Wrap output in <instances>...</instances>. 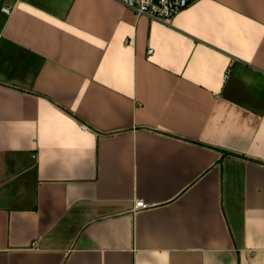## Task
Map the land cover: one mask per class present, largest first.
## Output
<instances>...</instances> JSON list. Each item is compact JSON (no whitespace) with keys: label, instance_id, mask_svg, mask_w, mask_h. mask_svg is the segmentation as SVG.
Returning <instances> with one entry per match:
<instances>
[{"label":"crops","instance_id":"1","mask_svg":"<svg viewBox=\"0 0 264 264\" xmlns=\"http://www.w3.org/2000/svg\"><path fill=\"white\" fill-rule=\"evenodd\" d=\"M0 264H264V0H0Z\"/></svg>","mask_w":264,"mask_h":264},{"label":"built area","instance_id":"2","mask_svg":"<svg viewBox=\"0 0 264 264\" xmlns=\"http://www.w3.org/2000/svg\"><path fill=\"white\" fill-rule=\"evenodd\" d=\"M126 6L132 8L137 14L145 15L153 20H158L166 24H172L174 17L183 8L188 6L195 0H121ZM2 10L6 13H11V7L3 5ZM153 48H149L152 52ZM230 69L226 72V77L229 75ZM83 126L86 127L85 124ZM148 202L143 198L135 200L134 211L149 208Z\"/></svg>","mask_w":264,"mask_h":264}]
</instances>
